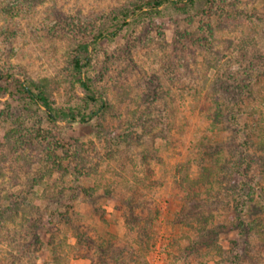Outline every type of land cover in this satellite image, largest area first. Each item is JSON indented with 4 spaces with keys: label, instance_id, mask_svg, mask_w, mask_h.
<instances>
[{
    "label": "rangeland",
    "instance_id": "374dc122",
    "mask_svg": "<svg viewBox=\"0 0 264 264\" xmlns=\"http://www.w3.org/2000/svg\"><path fill=\"white\" fill-rule=\"evenodd\" d=\"M135 1L0 0V74L80 107L71 52ZM89 53L97 122L0 97V264H264V0L163 6Z\"/></svg>",
    "mask_w": 264,
    "mask_h": 264
},
{
    "label": "trees",
    "instance_id": "16d2710c",
    "mask_svg": "<svg viewBox=\"0 0 264 264\" xmlns=\"http://www.w3.org/2000/svg\"><path fill=\"white\" fill-rule=\"evenodd\" d=\"M213 1L138 0L118 11L111 18L112 23L110 29L89 34L85 37L71 52L68 65L70 82L79 89L82 95V105L80 107L55 108L46 93L44 80L42 82H34L26 77H20L14 74H0V97L17 95L30 104L42 108L46 120L53 126H57L60 122H97L105 110L106 105L103 98L93 88L91 80L86 76V70L90 64V46L93 48L97 44L114 39L117 32L126 25H138L142 21L150 20L159 13L160 8L163 6L185 10L187 8H193L197 3H201L208 10L212 6ZM237 105L236 103L234 106L237 107ZM254 124L256 123L254 122ZM260 145L264 147V143L261 142ZM262 174L264 176V168Z\"/></svg>",
    "mask_w": 264,
    "mask_h": 264
}]
</instances>
